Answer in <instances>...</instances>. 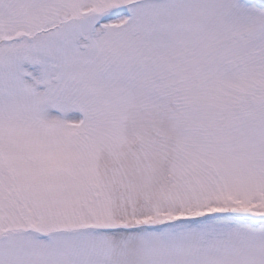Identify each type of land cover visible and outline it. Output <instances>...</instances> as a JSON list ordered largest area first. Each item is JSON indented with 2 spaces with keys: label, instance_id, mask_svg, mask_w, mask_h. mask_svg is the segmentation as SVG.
Segmentation results:
<instances>
[{
  "label": "snow or ice",
  "instance_id": "6c2138e0",
  "mask_svg": "<svg viewBox=\"0 0 264 264\" xmlns=\"http://www.w3.org/2000/svg\"><path fill=\"white\" fill-rule=\"evenodd\" d=\"M0 264H264V0H0Z\"/></svg>",
  "mask_w": 264,
  "mask_h": 264
}]
</instances>
